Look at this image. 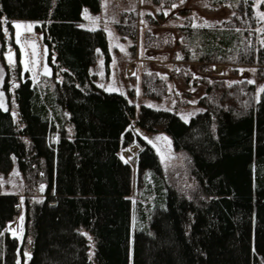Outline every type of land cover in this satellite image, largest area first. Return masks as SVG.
<instances>
[{
  "label": "rangeland",
  "instance_id": "obj_1",
  "mask_svg": "<svg viewBox=\"0 0 264 264\" xmlns=\"http://www.w3.org/2000/svg\"><path fill=\"white\" fill-rule=\"evenodd\" d=\"M56 2L57 0H50L51 5L46 10L53 9ZM2 4L0 0V31L6 29L11 43L4 44L0 35V99L4 105L0 107V143L8 152L10 164L0 169V192H13L18 199V212L8 222L7 228L18 240L21 239L25 219L26 183L21 172V153L15 152L14 133L11 130L13 122L22 114L21 104L29 109L28 100L33 95L40 101H45V94L59 96L62 89L59 82L65 77L84 95L77 94L79 97L76 101L79 103L85 101V96H94L96 100H99L98 97H110L107 102L111 101L117 106L120 113L116 123L109 117L116 127L114 139L113 136H106L104 131H98L99 135L95 137L105 146L102 150L104 162L101 167H108L113 159L117 168L110 165L108 171L99 175L94 170V163L87 162L86 152L82 156V163L93 165V170L90 166L87 170L94 185L96 184V197L107 205L106 208L108 207L110 212L106 218H101V229L104 230L101 245H98L96 233L89 232L82 222L76 224V228L84 236L87 257L96 264L95 258L101 249L109 264H139L142 248L132 240L136 214L139 210H148L153 203L151 190L153 191L155 186V179L160 180L162 189L166 190L164 175L167 174V169L182 161V153L188 149L179 145L176 138L181 134L183 127L192 120L194 113L203 108L199 101L205 87L202 79L212 76L228 79L246 77L255 82L258 100L264 104V92L261 91L264 88V75H261V70H258L256 64L234 62L232 58L229 60L225 53L221 62H214L209 66L198 60L205 45L208 47L215 44L218 50L227 51L230 47L227 43L230 42L262 43L264 0H88L80 2L77 15L70 18H60L47 13L41 16L11 15L2 10ZM85 12L89 17H98V22L93 23L86 19ZM44 18L57 34L48 36L45 33L41 26ZM15 24L22 27L16 29ZM26 25L33 27L29 30L23 27ZM64 28L78 31L86 28L98 29L97 57L93 58L92 50L88 53L87 50L81 49L83 57L80 55L78 58L83 66H75L70 64L65 50V53L62 52V65H57L56 48H52V43L57 46L59 44L62 51L64 46L69 45L66 30L62 31ZM17 33H20V44L16 43ZM33 45L36 56L32 55ZM9 49L12 51L7 55ZM31 60L38 61L34 71L27 70L32 68ZM8 63L11 68L15 67L13 72L17 77V84L23 90L24 98L21 101L8 91ZM45 70L48 74H45ZM141 104L170 108L175 116L164 125L145 127L136 122ZM54 108L55 110L44 108L45 118L41 116V123L37 125L45 147L44 156L50 159L54 174L58 170L59 162L61 170L70 173L74 166L69 155L72 153L78 156L76 147L88 150L90 134L83 124L84 120L79 118V113L76 116L79 121L77 128L68 107L63 109L55 104ZM260 110L252 115L250 125H257ZM97 114L103 127L108 114L99 109ZM248 152L249 150L245 151V154H249ZM139 159L141 168L137 166ZM229 159L231 157H223L210 162L205 157L196 155L198 166L208 175L220 194L213 206V212L219 220V230L210 236L211 249L219 257H239L249 251L260 253L264 250V209L263 204L261 205L264 200L260 198H264V152L253 149L251 155H245L243 162H234L236 165L240 164L243 170L240 167L243 177L238 181L233 178L231 180V175L226 172ZM258 161L262 163L259 172L256 170ZM231 163L229 166L234 164ZM125 169L131 174V180L127 184L119 180V174ZM244 171L247 172L249 180ZM138 174L142 175V178L145 176L146 184L138 179ZM247 181L250 183L249 196L253 205L250 213L246 209V198L241 200L235 192L236 185L246 186ZM174 185L184 192L188 190L190 183L186 176L181 174L180 178L174 181ZM97 187L102 190L98 191ZM32 195L38 199L42 197L41 191L37 189L32 191ZM70 195L67 197V205L70 214L74 215L72 203L69 202ZM233 196L238 197L239 203L242 201L245 207H240L245 210V214L241 213L240 220L236 221L243 228L240 246L236 250L230 249L226 243V239L233 232V220L232 209L225 206L234 204L228 199ZM258 198L261 201L260 204L257 203L258 208L262 209L260 216H257L255 202ZM173 222L179 226L174 216ZM114 229H117V234ZM113 242L114 247H111Z\"/></svg>",
  "mask_w": 264,
  "mask_h": 264
},
{
  "label": "trees",
  "instance_id": "obj_2",
  "mask_svg": "<svg viewBox=\"0 0 264 264\" xmlns=\"http://www.w3.org/2000/svg\"><path fill=\"white\" fill-rule=\"evenodd\" d=\"M85 1L88 0H57L53 9L46 10L51 5L50 0H2V10L19 16L31 14L41 16L47 13L60 18H70L77 15L80 2ZM41 26L48 36L57 34L46 18L42 19ZM62 31L68 35L70 42L69 45L64 46V51L59 44L57 46L56 43H52V48H56L57 65H62L61 57L65 50L71 61L70 64H79L80 67L83 66L79 61L80 55L83 57L81 49L87 50L88 53L92 50L93 58L97 57L98 29L86 28L78 31L64 28ZM0 35L4 44L11 43L7 31H0ZM227 45H230L227 51L218 50L215 44L208 47L205 45L198 60L209 66L214 62H221L226 54L228 59L232 58L234 62L256 64L258 70H261V75H264V43L232 42L231 44L230 42ZM11 67V65L8 67V91L21 101L24 98L23 90L17 84L18 80L13 72L15 67ZM202 80L205 82V87L199 96V101L203 108L194 113L192 120L183 127V131L181 130V134L176 138L179 145L188 149L183 151L182 161L167 169V174L164 175L166 190L162 189V182L155 179V183L153 182L155 186L153 191L151 190L153 203L148 210H137L132 240L135 245L142 248L139 264H264V250L260 253L249 251L239 257H219L212 252L210 236L219 230V220L213 212V206L220 198V194L196 162V155L203 156L210 162L231 157L228 160L230 163L226 164V172L231 175V180L241 179L242 166L234 162L241 160L243 162L245 155L246 157L251 155L253 149L264 152V110L262 111L264 104L258 100L255 82L249 83L252 80L246 77L228 79L223 76L220 78L212 76ZM59 83L62 85L59 96L45 94V101H40L33 95L28 100L30 105L28 110L21 104L22 114L13 122L11 128L14 133L15 152L21 153L19 160L26 183L25 219L22 236L18 240L7 228L8 222L18 212L17 196L13 192H0V264H93L86 254L84 236L76 228V224L80 222L85 224L89 232L96 233L98 245L104 240V230L101 229L100 222L101 218H106L110 212L108 207L106 208L107 205L105 206L100 198L96 197V184L94 185L87 170L88 166L93 170V165L82 163L84 161L82 156L86 152L87 162L94 163V170L99 175L108 171L110 165L117 168L115 160L111 158L112 163H109L108 167H101L104 162L102 150L105 146L95 137L99 135L98 131H104L103 133L109 138L115 135L116 127L112 123L118 122L116 118L120 113L117 106L115 107L111 101L107 102L110 97L106 96V99L98 97L99 100H96L94 96H85V101L79 103L76 98L80 95L84 96L82 92L74 88L65 77ZM45 103L48 105L46 106ZM55 104L63 109L69 108L77 128L79 121L76 116L79 113V118L84 120L83 124L90 134L88 137L90 142H87L88 150L76 147L78 156L72 153L69 155L74 166L70 173L61 170L59 162L58 170L54 174L50 159L44 156L45 147L40 137L42 136L39 133L40 128L37 126L41 123L40 117L46 114L44 108L55 110ZM97 109L104 110L108 114L103 127L99 123L102 120L99 121ZM257 110H260L257 125L252 126L250 125L252 115L257 113ZM173 116L175 113L170 108L141 104L136 122L145 127H152L169 123ZM109 117H112L113 121ZM1 120L0 114V122ZM247 150L249 154H245ZM7 153L4 145L0 143V169L10 164ZM231 162L234 163L231 165L232 168L229 166ZM261 165L262 163L258 161L256 166L258 172L261 171ZM137 166L141 168V159L137 161ZM181 174L186 176L190 183L188 190L184 192L174 185V181L178 180ZM244 175L247 176V172L244 171ZM137 177L146 184L144 175L143 178L140 174ZM119 178L121 182L127 184L131 180V174L125 169L119 174ZM248 184L249 181L243 187L236 185L238 188L235 187L236 191H234L241 200L246 198V209L250 213L253 205L249 196L251 188ZM35 189L41 191V198L32 195ZM68 189L71 191L69 192ZM96 189L102 190L100 187ZM68 194H71L69 202L72 203L74 215L69 212ZM233 197L228 199L234 204L225 206L232 209L233 220V232L226 239V243L230 249L236 250L240 246L243 233L241 224L236 221L240 220L241 213L245 210L240 209L244 207L243 202L239 203L238 197ZM255 202L260 204L261 201L258 198ZM261 205L264 209V201ZM257 208V216H260L262 209ZM173 216L179 226L174 225ZM249 220L250 218L247 221ZM117 232V229H114V233ZM262 238L264 239L263 232ZM113 244L114 242L111 247H114ZM104 254L100 249L95 258L96 264H109Z\"/></svg>",
  "mask_w": 264,
  "mask_h": 264
},
{
  "label": "snow or ice",
  "instance_id": "obj_3",
  "mask_svg": "<svg viewBox=\"0 0 264 264\" xmlns=\"http://www.w3.org/2000/svg\"><path fill=\"white\" fill-rule=\"evenodd\" d=\"M182 2H183V0H182ZM173 7H175V5H173ZM165 14H167V13H165ZM262 16H264V14H262ZM85 18H86V19H90L93 23H96V22H98V20H99L98 17H97V18L89 17L88 14H87V12H85ZM14 27H15L16 29H19V28H21L22 26H21L20 24H15ZM23 27H26L27 29L30 30L33 26H32V25H26V26H23ZM5 31H6V29H5ZM16 43H17V44H20V43H21L20 33H17V34H16ZM262 43H264V41H262ZM21 47H23V45H21ZM32 55H33V56H36V55H37V52H36V50H35V45H33V52H32ZM178 58H179V57H178ZM9 62H10V63L12 62L11 57H9ZM30 63L32 64V68H27V64L25 65V67L27 68L28 71H34L36 65L38 64V61H36V60H31ZM45 74H48V73H47V70H45ZM249 83H253V81H249ZM100 86L103 87V85H100ZM261 91L264 92V88H262ZM0 107H4L3 102H2V99H0ZM4 110L7 111L6 108H5ZM149 142L151 143V141H149ZM122 159H123V157H122ZM125 162L127 163V161H125ZM41 191H43V186H41ZM21 220H23V217H21ZM26 255H27V254H26ZM29 258H30V257H29Z\"/></svg>",
  "mask_w": 264,
  "mask_h": 264
},
{
  "label": "flooded vegetation",
  "instance_id": "obj_4",
  "mask_svg": "<svg viewBox=\"0 0 264 264\" xmlns=\"http://www.w3.org/2000/svg\"><path fill=\"white\" fill-rule=\"evenodd\" d=\"M11 51H12V50H11V49H9V51H7V53H6V54L8 55V53H9V52L11 53Z\"/></svg>",
  "mask_w": 264,
  "mask_h": 264
}]
</instances>
